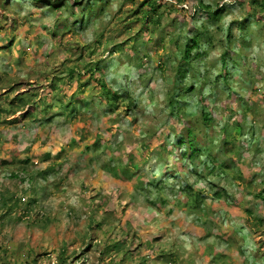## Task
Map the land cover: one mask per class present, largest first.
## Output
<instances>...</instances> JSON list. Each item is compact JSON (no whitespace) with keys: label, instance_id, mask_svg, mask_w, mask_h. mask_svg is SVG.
I'll return each mask as SVG.
<instances>
[{"label":"rangeland","instance_id":"1","mask_svg":"<svg viewBox=\"0 0 264 264\" xmlns=\"http://www.w3.org/2000/svg\"><path fill=\"white\" fill-rule=\"evenodd\" d=\"M146 1L0 0V264H264V23Z\"/></svg>","mask_w":264,"mask_h":264},{"label":"trees","instance_id":"2","mask_svg":"<svg viewBox=\"0 0 264 264\" xmlns=\"http://www.w3.org/2000/svg\"><path fill=\"white\" fill-rule=\"evenodd\" d=\"M78 0H72V1H67L65 2L64 0H46V4L48 6H50L51 8H54V10H59L60 6H64L65 4H71L74 3V6L77 4ZM176 1L182 2L183 0H147L146 2L143 3L144 5H147V9L143 12V18L146 19L147 18V22L145 23V26L148 27V29L153 28L152 30L155 31L158 26L160 25V20L157 19L156 17L158 16V10L160 8H162V6L167 5V4H171L173 2L176 3ZM185 1V0H184ZM186 2V1H185ZM183 2V3H185ZM90 4V3H89ZM88 4V5H89ZM200 6L203 8L204 11L210 13L213 17L214 20L216 21H221V19L224 17L223 12L224 9L221 6L213 8L211 6H206L203 4V2H200ZM248 10L245 13V16H248V18H255L256 23L257 24H263L264 23V0H252L250 3H248ZM65 7L67 9H69V7L67 5H65ZM191 6H189V8H180L181 12H185L188 11L190 9ZM102 11V9L100 10ZM190 13V12H188ZM247 22V20H245ZM147 29V30H148ZM205 29V28H204ZM207 31V30H206ZM210 34V33H209ZM203 37V33L200 32L199 34H196L193 36V38L190 40V42L185 46L184 51L182 53V58H183V62L185 63V65H189L192 64V60H196L198 57H201L202 55L199 54L198 52H196V54L194 56H192L193 51H197L200 47V43ZM211 43V40L209 41V44ZM101 69V68H100ZM97 66L96 68H94V70H92V73L98 72L103 76L102 70H100ZM74 73V72H72ZM178 77L179 78H183L186 73L187 70H185L183 68L182 63L178 66ZM228 75V72H226V77ZM99 81V80H98ZM100 89L102 90L103 96L105 97L106 102H110L113 105L116 103H119L120 100L122 101L124 99V96H121L119 92L115 91L114 89L110 88L106 82L102 79L100 81ZM191 91V89L188 90V92ZM128 99H131L130 97H128ZM132 100H130V102H128V107L131 106L133 104V102H131ZM174 102H171V106L174 107V104H172ZM2 110L0 109V116L2 114ZM201 119L204 121V123L206 125H211L213 123L212 118L210 117V115L207 112H202L201 113ZM3 122L0 120V125ZM189 134L191 135V139L189 140L188 143H190L191 147H192V154L190 156V159H194L196 156V154L198 153V150L196 149L195 145H194V136L193 134L189 131ZM181 143H183L181 141ZM185 157V153L182 154ZM190 160V161H192ZM213 171V170H212ZM12 177H16V175H12ZM188 190L190 191L191 189L188 188ZM215 197L219 200L224 199V197H226V192H217L216 194H214ZM193 197V196H190ZM190 197L187 198L186 201H188L190 199ZM0 204L5 207V204L2 203V200L0 199Z\"/></svg>","mask_w":264,"mask_h":264},{"label":"built area","instance_id":"3","mask_svg":"<svg viewBox=\"0 0 264 264\" xmlns=\"http://www.w3.org/2000/svg\"><path fill=\"white\" fill-rule=\"evenodd\" d=\"M186 7V6H185Z\"/></svg>","mask_w":264,"mask_h":264}]
</instances>
